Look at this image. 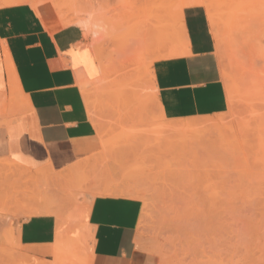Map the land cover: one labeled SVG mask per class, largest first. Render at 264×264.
I'll return each mask as SVG.
<instances>
[{
  "label": "rangeland",
  "instance_id": "374dc122",
  "mask_svg": "<svg viewBox=\"0 0 264 264\" xmlns=\"http://www.w3.org/2000/svg\"><path fill=\"white\" fill-rule=\"evenodd\" d=\"M8 1L13 0H0V8ZM66 1L26 0L17 5L39 4L47 20L58 24L68 15ZM177 1L79 0L82 7L103 9L109 15L108 22L119 26L123 35L118 42H101L102 51L111 61L110 75L103 92L91 94L92 106L88 108L94 126L100 125L109 139V147H102L90 158H99L95 167L84 168L66 183L49 184L46 190L74 197L100 190L105 184L142 179L150 195L145 203L138 198L142 207L147 205L137 228L142 244L138 247L157 255L159 264H206L210 253L205 241L210 244L214 236L224 238L223 249L232 264H264V0H208L225 39L223 50H215V55L228 110L219 116L174 121L163 118L159 109L152 59L158 54L157 61L172 58L180 46L175 22L171 23L175 21L172 7ZM111 9L115 12H108ZM171 12L168 23L172 26L168 25L173 27L171 36L177 35L176 40L167 37L169 29L164 36L168 41L163 38V46L156 44L143 26L150 30L154 24L146 25L149 18H169ZM90 43L89 39L92 50ZM119 48L124 53L117 54ZM14 169L21 173L8 170L0 176V216L7 217L0 221V264H31L37 259L28 257L7 235L27 219L28 196L33 194V201L40 203L47 194L37 193L23 173L28 170L19 166ZM16 194L23 195L21 206L9 199ZM218 216L225 222L222 217L224 226L216 229ZM155 237L153 247L163 246L167 255L151 247Z\"/></svg>",
  "mask_w": 264,
  "mask_h": 264
},
{
  "label": "crops",
  "instance_id": "0c3cea01",
  "mask_svg": "<svg viewBox=\"0 0 264 264\" xmlns=\"http://www.w3.org/2000/svg\"><path fill=\"white\" fill-rule=\"evenodd\" d=\"M201 7L184 5L186 46L152 65L157 102L167 120L214 117L228 110L215 41ZM89 39L92 43L75 25L47 29L28 5L0 8V162L31 173H57L101 151L86 91L79 85L101 76ZM6 198L21 206L23 195ZM28 198L27 219L7 235L28 257L50 263L58 241L67 248L82 241L85 249L78 257L87 253L89 264L160 263L157 255L139 248L138 198L96 195L84 220L77 214L84 201L80 196L47 194L40 203L33 194Z\"/></svg>",
  "mask_w": 264,
  "mask_h": 264
},
{
  "label": "bare ground",
  "instance_id": "6f19581e",
  "mask_svg": "<svg viewBox=\"0 0 264 264\" xmlns=\"http://www.w3.org/2000/svg\"><path fill=\"white\" fill-rule=\"evenodd\" d=\"M66 2H67L68 15L63 17L62 19H60L61 23H58V24H54V23L51 24L50 21L47 20L46 16L44 15L45 11L40 7L39 4L38 5L33 4V5H30V7L34 11V13L38 17V19H40L41 22L43 23V25L49 30H52V31L53 30H59V29H62L64 27L66 28L67 26H70V25H75V26H79L87 36H91L92 37L91 47L93 49V52H94V55H95V59L97 61L98 67L100 69L101 76H100L99 79H97V80H95L94 82H91V83H87L85 81L84 82H79L80 87L82 89H84V91H86L85 92V94H86V105H87V108H89L90 106H92L90 104V96H91V94H95L98 91L100 93L101 90L103 92L102 88L106 85L108 77L110 75L109 63L111 61H109V59H107V57L105 56V53L102 51L101 46H100L101 42L103 40H108V39L109 40H113V41H117V42L119 40H123V39L120 38V36L122 35L120 33L121 29H120L119 26H116L115 24H110V22H112V20L110 22H108L109 20L106 19V15H108V13L107 14L104 13L103 9H100V8L98 9L97 8V9L94 10L92 8L91 9L90 8H86L88 5L87 6L85 5L86 7H82L83 8L82 11L79 12V8H81V4H80L79 0H67ZM119 2L121 3V0H119ZM210 2H212V0ZM210 2L208 0H190V1H187V2L186 1L182 2L181 0H178L174 4V6L172 7L173 11H174L173 14L175 16V21H173V20H172L173 22H171L170 20L168 21V19H171L172 12L169 13L171 15L168 14L169 18H167L168 16L166 17L165 15H154L152 18H149V21L146 23V25H149L150 23L154 24V25H152L151 29L150 30L147 29L146 26H143V28L145 27V29L147 30V31H145L146 34L150 33V36H151L152 40H155L154 42L156 44L160 45V43H161V45H162V42H163L162 39L165 38L164 36H167L166 33L168 32L169 29H170V33H167L168 34L167 37L170 36L172 38L174 36V34H171V32H172L171 29H173V27L170 28V26L168 24L171 25V23L175 22V26H176V29H177V32H178V36L175 35V37H173V39L175 41L176 40V36H177V38H179V40H180V46L183 48V45L186 46L187 42H186V38H185L186 35H185V29H184V24H183L182 9H183V7H184V5L186 3H195V4L196 3L197 4L201 3L202 6H204L205 9H206L207 20H208V23H209L210 31H211V34H212V36L214 38L217 52L220 53L223 50L222 49L223 45H224V43H223L224 41L223 40H225V39H224V35L222 36V34H221V31H220V28H219V23L217 21L219 19H216L217 16L215 15V9L210 4ZM20 3H26V0H20V1L19 0H13L11 2L8 1L5 5H6V7H10L12 5H17V4H20ZM127 6L129 7V3L127 4ZM111 10H112V12L111 11H108V12H110V13H114L115 12L113 9H111ZM119 13L121 15L120 11L118 12V14ZM17 15L20 16V14H18V13H17ZM125 15H126V12H125ZM215 16H216V18H215ZM111 17L113 19V18L116 17V15H115V17H113V16H111ZM120 17L122 18V16H120ZM19 19H20V17H19ZM168 22H171V23H168ZM116 24L118 25V23H116ZM171 35H173V36H171ZM165 39L168 41L169 38H165ZM166 40H165V42H166ZM176 42H175V46H176ZM163 44H165V43H163ZM147 46L148 45H146V47ZM160 47L158 46L159 49H160ZM150 49L151 48H149V50ZM122 50H123L122 48H119V50H115V52L117 54L124 53V51H122ZM146 50H148V47H147ZM155 51H153V52H155ZM155 55H157V54H155ZM157 56H154L153 59L152 58L151 59L157 61V59H158ZM162 56H164V55H162ZM162 56L160 55V57H162ZM165 56H167V54ZM152 60H150V63H151ZM154 91H156V90H154ZM91 112H93V107L91 108ZM135 112H137V111H135ZM128 116H129V114H128ZM139 116H141V115H139ZM129 117H131V116H129ZM135 117H137V116H135ZM163 118H165V117H163ZM187 124H188V122H187ZM190 125H192V124L190 123ZM95 127H96V130H97V133L99 134V136L101 138V143H102L103 149L107 150L108 147H109V144H108V142H109L108 140L109 139L105 138L106 135L104 136L103 130L101 129L100 125H95ZM262 128H264V126ZM192 130H195V129H192ZM192 133H195V132H192ZM262 137H263V135H262ZM196 143H198V142L196 141ZM98 161H99V158H95V159L93 158V160L88 158L85 161H82V162H80V163H78L76 165L68 167V168H66V169H64V170H62L60 172H57V173H54L52 170H42V171L40 170L38 173H31L30 171L23 172V173L26 174V177H27L26 179H28V181L31 182L33 184V186H35V190L37 191V193H39V194H50V190H49V192L46 190V186L47 185H49V184H59L60 185V184L66 183L67 181L71 180L76 173H79L84 168H87V167H90V166L95 167V165L97 164ZM101 161H102V159H101ZM15 167H17L15 165V163L13 164L11 162H6V163L5 162H0V176H1V174L3 172H6L8 170L11 171V172L14 171L16 174L21 173L17 169H14ZM15 173H13V174H15ZM38 178H40V180ZM142 183H143L142 179H135L132 182H126L124 184H105L103 186L104 188H101L100 190L97 189L96 191L91 192V193L76 194V197L80 196L81 198L84 199L83 204L81 206L79 205L80 209L78 210L77 214L79 213L78 215L80 216L81 220L86 219V212H87L88 205H89L90 201L92 200V198L95 197L96 195L129 196V197L141 198V199H143V201L145 203L146 202V197H148V195H150V194L147 195L148 190L143 186V185H145V183L144 184H142ZM193 198H195V196ZM200 199H201V195H200ZM193 201H195V200H193ZM191 202H192V200H191ZM146 206H147L146 204L145 205L143 204L141 217L144 214ZM218 214L220 215V213H218ZM219 217L220 216H218L217 225H216L217 228L216 229H218V225H220L221 227L223 225V223H221V220H222L223 216L220 218L221 220L219 219ZM182 220H185V219L183 218ZM179 222H180V220H179ZM223 222H225L224 221V217H223ZM83 223H85V222H83ZM219 231L221 232V230H219ZM224 232H225V229H224ZM222 233H223V231H222ZM226 233L227 232H225V234ZM219 235H221V238H223L222 234L219 233ZM203 236H205V234ZM138 238H139V236H138ZM212 238L210 240H213L214 238L215 239L210 244H209V242L205 241L206 246L208 247L210 254H209V257L207 259V262H204V263L207 264L209 262V264H223V263L224 264H232V260H230V259L228 260V257L226 256L225 248L223 249V246H224L223 244L224 243L221 240H223L224 238L221 239V240L217 236L216 237L214 236L213 239ZM156 239H157L156 237L151 239L150 244H153L151 247L156 245V244L153 243ZM210 240H208V241H210ZM219 240L221 242H219ZM137 241H138L139 246L141 247L142 244L140 243V240H137ZM73 242H75V241H73ZM73 245H74V243H73ZM227 246H228V243H227ZM72 247L71 248H67V247H65L63 245L62 242L58 241L57 245L54 247V251H53L54 259H53L52 262L49 263V262L34 260L31 264H78L79 262H80V264H89L90 258H89L88 255H86L87 253L83 257L82 256L81 257L79 256L80 258L78 257V255L81 253V250L85 249V243L82 242V241H78V245L74 246L73 248ZM149 247H147V248L149 249ZM143 249H145V248L143 247ZM154 249H156V251H158L159 254H161L162 256L167 255V251L161 245L156 246ZM151 251H153V250H151ZM206 254H208V251H206ZM224 256H225V258H223ZM26 261L24 263H26ZM29 262H31V260H29ZM179 263H181V262H179ZM202 263H203V261H202Z\"/></svg>",
  "mask_w": 264,
  "mask_h": 264
}]
</instances>
